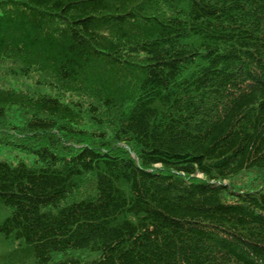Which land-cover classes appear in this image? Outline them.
Returning a JSON list of instances; mask_svg holds the SVG:
<instances>
[{"label":"trees","instance_id":"obj_1","mask_svg":"<svg viewBox=\"0 0 264 264\" xmlns=\"http://www.w3.org/2000/svg\"><path fill=\"white\" fill-rule=\"evenodd\" d=\"M0 154L10 263L264 264V0H0Z\"/></svg>","mask_w":264,"mask_h":264},{"label":"rangeland","instance_id":"obj_2","mask_svg":"<svg viewBox=\"0 0 264 264\" xmlns=\"http://www.w3.org/2000/svg\"><path fill=\"white\" fill-rule=\"evenodd\" d=\"M0 207H1V205H0ZM3 216H5V212H4V215H3V213H2V211L0 209V222L2 221ZM7 250H8V246L7 245L6 246L5 245H0V264H5V263L6 264H22V262L18 261V260L16 262H12V263L7 261V259L10 258V255H11V258L13 257L12 254H11V251H9L7 255H2V253L7 251Z\"/></svg>","mask_w":264,"mask_h":264},{"label":"bare ground","instance_id":"obj_3","mask_svg":"<svg viewBox=\"0 0 264 264\" xmlns=\"http://www.w3.org/2000/svg\"><path fill=\"white\" fill-rule=\"evenodd\" d=\"M98 253V252H97Z\"/></svg>","mask_w":264,"mask_h":264}]
</instances>
